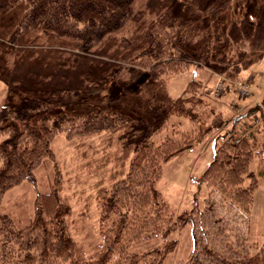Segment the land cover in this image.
Wrapping results in <instances>:
<instances>
[{
	"label": "trees",
	"instance_id": "1",
	"mask_svg": "<svg viewBox=\"0 0 264 264\" xmlns=\"http://www.w3.org/2000/svg\"><path fill=\"white\" fill-rule=\"evenodd\" d=\"M22 1L0 0V16ZM26 1L29 8L9 38L0 41V80L11 83L7 75L25 61L29 48H37V54L40 48L58 49L46 57L50 67L39 75L34 91L21 93L12 85L6 98L0 96V264H163L176 248L175 239L142 253L130 252V245L150 236L166 237L188 223L194 227L195 244L188 259L178 264H264V240L248 243L246 235L233 233L236 226H227L231 208L248 222L260 186L252 161L264 155V142L254 134L238 142L231 136L247 115L236 116L232 128L223 132L203 172L209 185L203 207L195 203L174 216L156 186L167 162L190 152L229 119L210 102L203 81L190 79L170 103H149V122L112 109L77 116L51 111V101L65 92L63 87L78 78L91 79V64L103 66L100 80H108L111 73L124 83L135 71L125 67L127 63L157 76L181 75L202 66L219 40L212 23L186 30L170 13L172 0ZM231 2L212 5L211 17L223 14ZM244 46L242 40L227 49H234L230 55L237 64V48L240 52ZM226 55L225 48L222 61ZM174 115L187 117L191 127L183 128L180 120H172ZM61 133L73 143L76 181L80 171L99 175L96 196L103 242L83 261L76 256L70 199L61 193L64 179L58 170L49 190L36 192L33 214L25 224L1 209L7 191L26 180L37 185L36 171L56 159L51 143Z\"/></svg>",
	"mask_w": 264,
	"mask_h": 264
},
{
	"label": "rangeland",
	"instance_id": "2",
	"mask_svg": "<svg viewBox=\"0 0 264 264\" xmlns=\"http://www.w3.org/2000/svg\"><path fill=\"white\" fill-rule=\"evenodd\" d=\"M219 1L221 0H172L170 13L184 25L186 30L208 22L214 27L219 40L212 57L202 66L194 67L181 75L157 76L147 69L137 68L134 63H127L124 66L135 68V71L131 79L124 83L114 78L111 73L108 80H100L99 75L103 66L99 69L95 64H91L88 66L90 80L77 77L76 82L63 87L65 92L56 95L60 96L59 98L51 101L53 113L64 111L70 116H77L93 109H112L133 116H144L149 122V103L156 105L160 102L170 103L183 92L190 79L203 81L210 90V102L219 109L223 107L225 118L229 119L222 128L213 131L190 152L164 165L162 176L156 186L164 194L169 210L174 216L190 210L195 203L203 207L209 189L203 178V172L213 159L223 132L232 128L236 116L247 115L248 119L244 118L241 124L239 120L236 124L239 129L235 128L231 135L235 142H238L236 137L241 139L244 135L250 137L253 134L259 137L261 143L264 142V0H232L223 14L212 18L209 8ZM28 8L29 3L23 0L0 16V41L9 38ZM92 15L95 19L99 17L97 11L92 12ZM242 40L245 41V46L240 52L237 48L238 65L234 56L230 55L234 49L228 51L227 49L229 45H236ZM225 48L227 55L225 61H222ZM57 49V47L40 48L37 54V48H29L26 51L25 61L7 75L11 83L0 80V96L6 98L11 93L12 85H16L21 93L30 94L34 91L39 75L44 74L50 67L48 62L50 58L46 57L53 54L51 50ZM252 75H255L253 79H251ZM218 77L229 79L230 87L228 86L227 91L232 94H228L226 98H222L225 95L223 89L219 95L212 94ZM236 78H242L243 82H249L250 85L254 84V90L251 87L248 96L240 94L233 83L239 80ZM259 84L261 86L257 87ZM253 91L263 92L258 104H254L255 97H250L255 94ZM241 100L243 102H240ZM250 104L254 107L248 109ZM251 112L253 113L249 114ZM255 116H259L261 122L250 129L249 126ZM172 120H180L185 129L191 127L185 116L174 115ZM246 124L248 128L243 131ZM51 147L56 153V159L47 161L36 171L37 185L26 180L10 189L4 196L1 209L18 223L25 224L33 214L36 192L48 191L50 183L59 173V177L64 179L61 193L68 195L70 199L69 226L76 246V256L83 261L97 253L103 242L100 231L101 213L96 196L99 175L80 171V181H76L73 158H71L74 147L64 133L52 141ZM252 168L259 176L260 186L254 193L249 220L244 223L241 218L242 213L236 208H231L226 212L227 217L231 219L227 226L229 228L236 226V229H231L233 233L246 235L248 243L260 244L264 240V155L254 158ZM238 221L241 223H237ZM167 238L176 240V248L166 256L163 264H178L188 259L195 244L194 227L190 223L166 234V237L155 235L135 241L130 245L129 251L142 253L151 250L162 245Z\"/></svg>",
	"mask_w": 264,
	"mask_h": 264
},
{
	"label": "built area",
	"instance_id": "3",
	"mask_svg": "<svg viewBox=\"0 0 264 264\" xmlns=\"http://www.w3.org/2000/svg\"><path fill=\"white\" fill-rule=\"evenodd\" d=\"M225 82H226V78L224 77H220L219 81L217 83V85L214 87V90H212V94H216L219 95L220 92L222 91V89L225 86ZM237 90L239 91L240 94L244 95V96H248L251 93V85L249 82H243V81H237L235 83ZM259 122H261V119L259 116H255L249 126L250 129H252V126H255L256 124H258ZM248 128L247 124L245 126V128L243 129L246 130ZM243 131H241V133L243 134ZM239 137H236V141H239Z\"/></svg>",
	"mask_w": 264,
	"mask_h": 264
},
{
	"label": "crops",
	"instance_id": "4",
	"mask_svg": "<svg viewBox=\"0 0 264 264\" xmlns=\"http://www.w3.org/2000/svg\"><path fill=\"white\" fill-rule=\"evenodd\" d=\"M254 76H255V75H252V76H251V79H253ZM219 78H220V77H218V78L216 79V82H215V84H214L215 86L217 85V83H218V81H219ZM236 79H239V81H242V78H236ZM236 81H237V80H236ZM253 85H254V84H251L252 87H253ZM260 86H261V84H259L257 87H260ZM256 89H257V88L255 87V90H256ZM253 90H254V87H253ZM253 92H254L255 94H254V95H251L250 97H255V98H254V99H255L254 104H258V102L262 99V98H261V97H262L261 94H262L264 91H263V92L261 91V93H260V92L258 93V92H255V91H253ZM228 94H232V92L229 93L228 91H226V92H225V95H224L222 98H224V97L226 98ZM228 96H229V95H228ZM240 102H243V101L241 100ZM252 107H254V105H251V104H250L247 108L250 109V108H252ZM222 110L224 111L223 107H222ZM243 119H244V117L239 119V120H241V121H240V124H241L242 121H244ZM245 119H248V116H245ZM237 123H238V122H237ZM236 128L239 129V127H236Z\"/></svg>",
	"mask_w": 264,
	"mask_h": 264
}]
</instances>
